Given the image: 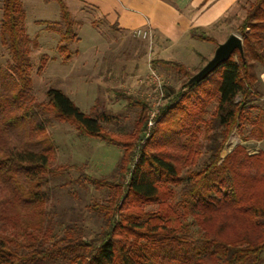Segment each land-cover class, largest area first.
<instances>
[{"label":"trees","instance_id":"trees-1","mask_svg":"<svg viewBox=\"0 0 264 264\" xmlns=\"http://www.w3.org/2000/svg\"><path fill=\"white\" fill-rule=\"evenodd\" d=\"M54 1L61 12L57 49L67 62L78 40L76 21L64 0ZM2 9L1 38L11 61L0 65V264L264 263V152L250 154L239 144L221 155L235 130L245 142L264 139L257 72L264 68V0L248 3L238 27L243 53L235 50L207 77L190 81L197 72L185 64L151 61L182 81L178 89L166 85L168 101L144 143L148 104L139 95L119 91L140 110L134 127L117 132L104 127L114 115L84 113L60 89L49 88L47 100L38 101L23 1L3 0ZM190 34L218 44L197 28ZM51 117L123 150L116 179L80 172V180L108 192L103 204L95 203L104 222L92 238L77 225L61 235L55 230L49 182L80 167L56 164Z\"/></svg>","mask_w":264,"mask_h":264},{"label":"rangeland","instance_id":"rangeland-1","mask_svg":"<svg viewBox=\"0 0 264 264\" xmlns=\"http://www.w3.org/2000/svg\"><path fill=\"white\" fill-rule=\"evenodd\" d=\"M22 1L27 14L25 28L32 39L33 93L37 100H47L46 92L49 88L60 89L84 113L105 111L114 115L112 121L104 122L107 131L117 132L120 128L130 129L134 127L140 108L128 106L125 96L116 95L115 92L109 90L110 87H115L120 88L117 90L121 92L124 90L122 86L126 84L128 85L127 88L133 89L132 93L138 90L139 80L146 81L148 76L149 58L152 60L160 57L156 53L158 47L155 39L148 40L137 37L135 31L139 28L119 30V24H116L117 32H115L107 24L109 23L108 17L103 18L97 15L94 6H88L90 9H86L85 12L81 11L82 9L78 12L72 5L74 0H65L76 21L75 31L78 35V40L70 43L71 54L75 55L81 51L80 40L82 43L100 42L102 45L99 46V54H106L108 58L105 63L98 61L72 64L69 62L70 60L64 61L62 53L57 49L62 32L61 27L56 24L61 20V12L57 2L54 0ZM33 1L37 2L33 4ZM75 1L81 7L86 5V0ZM250 1L240 0L238 5L228 14L226 20L225 17L222 18L219 28H213L214 30L209 28L206 33L214 36L219 43L224 42L233 33L242 37L238 27L245 16ZM120 5H123L122 1ZM2 7L3 0H0V65H7L11 61V54L1 38ZM48 26H53V28L49 29ZM118 31L124 35L127 34L123 43L121 41L122 36H119L121 34ZM171 33L173 35V32ZM216 48L217 45L214 43L194 41L187 46V55L173 56L174 58L171 59L193 64L194 54L205 53L209 49L208 54L211 55ZM89 49L90 51L94 50L93 47ZM44 55L47 60L43 64L42 57ZM205 59L208 58H202V61L195 65L191 71L198 72L207 63ZM150 64L152 65V63ZM107 66H112L113 70L121 72L127 67L124 70L127 73L121 75L120 80L104 78L103 74ZM71 68L77 72V75L71 72ZM261 68H263L262 65H258L257 72ZM81 70L89 73L84 74V71ZM101 70L103 72H100ZM156 70L165 78L167 84L173 85L175 89L181 86L182 79L176 71H166L161 67L156 68ZM47 130L56 146V164H77L80 167V169L75 168L61 176L51 178L49 182L51 199L48 203V209L56 224L55 230L61 235L67 225H77L85 237L92 238L101 231L104 222L102 213L97 208L94 209L95 203L103 204L108 192L88 184L84 179L80 180V172L101 179H116L118 177L117 165L123 156V150L116 145L107 144L99 138L80 135L70 123L56 120L53 117L48 123ZM239 144L246 145L250 154L264 152V139L252 138L245 142L235 130L222 151V158ZM136 150L137 148H135ZM113 175H115L114 178ZM129 175L130 169L124 176L125 181L129 179ZM153 208V205L147 207V209Z\"/></svg>","mask_w":264,"mask_h":264},{"label":"crops","instance_id":"crops-1","mask_svg":"<svg viewBox=\"0 0 264 264\" xmlns=\"http://www.w3.org/2000/svg\"><path fill=\"white\" fill-rule=\"evenodd\" d=\"M121 1L123 5H120ZM239 1L240 0H86V7H81V5L76 4V1L74 0L72 5L78 12L81 9V11L85 12L86 9H88V6H94L97 15L102 16L103 18L106 16L108 17L109 23L107 24L115 32H117L115 28L116 24H119V30L150 28L152 30V39H155L158 47L156 51V53L160 55L158 58L175 60L171 58L173 56L178 57V55L184 56L188 54L186 48L192 42H203V40L191 37L190 32L192 29L197 28L200 31L206 32L209 28H219V26H221L220 23H222V18L225 17L226 20L228 14L232 12L236 5H238ZM35 2L33 1L32 3L34 4ZM118 32L121 34L119 36H122L121 41L123 43L127 34L124 35L121 31ZM171 32H173V35ZM80 42L81 51L72 55L69 62H72V64L77 62H107L108 58L106 54H99V46L102 45L100 42L82 43L81 40ZM218 44L216 45L218 46ZM91 47H93L94 50L90 51L89 48ZM209 51L210 50L208 49V52ZM208 52L194 54L193 64H186L182 61L178 62L185 64L188 69L191 70L195 65H198L202 61V58L211 59L210 57H213L214 51H212L211 55H209ZM150 59L151 58H149V60ZM137 67L138 65L136 68ZM126 69L127 67L121 72L113 70L112 66H107L103 77L120 80V78L127 73L124 71ZM71 72L76 73L75 75H77V72L73 71V68H71ZM100 72L103 71L101 70ZM85 73L88 74L89 72L87 73V71H84V74ZM258 73L264 82V69L261 68ZM127 86V84L123 85L122 87L124 90L121 92L139 95L146 101L147 92L149 90V85L146 81H143L142 79L139 80L137 86L138 90L134 91L135 93H132L133 89L127 88ZM117 89L120 88L110 87L109 91H112L113 93L115 92L117 95L120 93V90Z\"/></svg>","mask_w":264,"mask_h":264},{"label":"built area","instance_id":"built-area-1","mask_svg":"<svg viewBox=\"0 0 264 264\" xmlns=\"http://www.w3.org/2000/svg\"><path fill=\"white\" fill-rule=\"evenodd\" d=\"M135 35L142 39H152V30L150 28L138 29L135 31ZM149 60V73L146 78V82L149 85L146 101L148 104V113L146 120V127L143 131V138L141 143H144L147 138L150 137L152 129L155 127L157 119L160 116L161 109L165 106L168 99L166 97V85L165 78L154 68Z\"/></svg>","mask_w":264,"mask_h":264},{"label":"water","instance_id":"water-1","mask_svg":"<svg viewBox=\"0 0 264 264\" xmlns=\"http://www.w3.org/2000/svg\"><path fill=\"white\" fill-rule=\"evenodd\" d=\"M237 49L243 53L242 37L235 33L230 34L224 42L218 44L213 57L207 61V63L193 76L190 81H197L207 77L222 63L227 61Z\"/></svg>","mask_w":264,"mask_h":264}]
</instances>
